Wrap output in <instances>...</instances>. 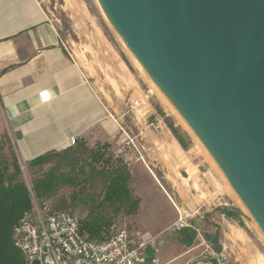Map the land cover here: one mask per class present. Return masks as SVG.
Listing matches in <instances>:
<instances>
[{
    "label": "crops",
    "instance_id": "crops-1",
    "mask_svg": "<svg viewBox=\"0 0 264 264\" xmlns=\"http://www.w3.org/2000/svg\"><path fill=\"white\" fill-rule=\"evenodd\" d=\"M47 1L0 0V139L7 141L5 153H14L27 168L53 150L108 145L106 155L109 149L125 158L132 188L137 175L146 174L174 211L164 219L167 211L151 201L142 214L138 207L130 216L141 222L143 239L152 241L148 253L158 264H264L259 228L236 222L219 207L222 195L233 198L217 167L194 139L184 147L173 134L163 113L172 115L176 126L179 120L153 92L98 1L61 0L79 35L73 43ZM73 137L76 146L69 144ZM127 137L137 147L125 154ZM172 198L185 209L200 208L194 243L173 228L179 212ZM209 235L218 238V258H206L214 245Z\"/></svg>",
    "mask_w": 264,
    "mask_h": 264
},
{
    "label": "water",
    "instance_id": "water-1",
    "mask_svg": "<svg viewBox=\"0 0 264 264\" xmlns=\"http://www.w3.org/2000/svg\"><path fill=\"white\" fill-rule=\"evenodd\" d=\"M97 1L264 236V0Z\"/></svg>",
    "mask_w": 264,
    "mask_h": 264
},
{
    "label": "trees",
    "instance_id": "trees-1",
    "mask_svg": "<svg viewBox=\"0 0 264 264\" xmlns=\"http://www.w3.org/2000/svg\"><path fill=\"white\" fill-rule=\"evenodd\" d=\"M173 132L186 147L178 131L173 129ZM6 144L7 141H0V264H26L22 251L15 245L14 233L24 213L33 208V199L41 203L48 202L63 188L71 186L77 189L81 184L90 182L97 174L102 173L97 164L106 158L108 145H99L92 150L85 144H80L75 148L53 150L37 156L26 168L35 174L30 187L22 179L19 159L14 153H5ZM85 151L90 152L91 158L81 157ZM118 161L126 165L107 175L102 192L97 195L94 193L92 197L80 194L77 198L86 208L85 215L79 218V222L81 232L88 239L96 240L109 236L115 223V215L137 213L140 201L134 198L130 170L123 156L119 157ZM46 165H49L48 169L45 168ZM222 209L228 217L241 222V209ZM206 237L214 239L213 247L219 251L218 238H212L210 235Z\"/></svg>",
    "mask_w": 264,
    "mask_h": 264
},
{
    "label": "built area",
    "instance_id": "built-area-1",
    "mask_svg": "<svg viewBox=\"0 0 264 264\" xmlns=\"http://www.w3.org/2000/svg\"><path fill=\"white\" fill-rule=\"evenodd\" d=\"M127 107L131 110L133 105L128 103ZM76 141L75 137L71 138L70 146H76ZM123 142L125 154L137 147L130 137ZM33 201V208L24 213L14 233L15 245L22 251L26 264H158L157 257L148 253L152 241L144 240L141 233L130 235L124 227L103 239L91 240L81 232L76 214L68 209L50 210L46 202ZM174 203L179 215L173 228L179 231L186 226L194 227V218L200 214V208L192 211ZM218 205L222 209L233 208L235 204L222 195ZM211 248L206 258H218L220 253L213 245Z\"/></svg>",
    "mask_w": 264,
    "mask_h": 264
},
{
    "label": "rangeland",
    "instance_id": "rangeland-1",
    "mask_svg": "<svg viewBox=\"0 0 264 264\" xmlns=\"http://www.w3.org/2000/svg\"><path fill=\"white\" fill-rule=\"evenodd\" d=\"M47 2L49 4L50 8H52L56 14L54 16V19H55V21H57L59 23L63 35H65V37L67 39L72 40V43L74 41H78L79 35L73 27L74 25H73V22L71 20L68 8L66 7L67 5L63 6L62 5L63 2L61 0H59V2L55 1V0H49ZM104 16H105V14H104ZM105 19H106L107 23L111 26V24L107 20L106 16H105ZM114 32L117 34V32L115 30H114ZM126 48H127V46H126ZM137 65H138V63H137ZM138 67L140 68L142 73L145 74V78L148 81V83L151 85L153 92H155L159 95V92H157V89L154 87V85L151 82V78L148 77L149 76L148 73L145 70H144L145 71L144 72L143 71L144 68L141 69V67L139 65H138ZM159 97H161V96L159 95ZM164 103L167 105L168 110L173 115L176 116V118L179 120V123H180L179 126H176L175 125L176 120H174L172 115H169V113H163V117H164V119H166L168 126H170V125L173 126V127L170 126L172 132H173V129L178 131V135L181 136L182 140H184L186 147L190 146V144L192 145V143H193L192 139H194L196 144L201 148L200 143H199V139H197V137L195 136V133L192 132L193 131L192 128H190L188 125H186V123L183 124V119L181 118V116H179L180 115L179 112H175L174 109H171L170 106L165 102V100H164ZM173 134L175 135L174 132H173ZM0 141L5 142V140L3 138L0 139ZM201 150L203 151L202 148H201ZM207 154L208 153H206V155ZM82 156H83V159L91 158L90 152H88V151L83 152L81 157ZM105 156H106V158H104L102 161H100L97 164L98 170L102 171V173L97 174L95 176V178L92 179L90 182L81 184L80 187L77 189H75L71 186H68V187L60 190L54 197H52V199L48 200V202L45 201L48 204L50 210L60 211V210L68 209L71 212H73L74 214H76L79 218L83 217L85 215L86 208L81 203H79V201L77 200V198L80 196V194H87L88 196L92 197L94 195V193L97 195L98 193L102 192L104 189V186H105L104 183L108 178L107 175L110 172L117 169L118 167H120L122 165H126L125 163L121 164V162L118 161L119 157L118 156L115 157V154L109 149L107 150V155H105ZM207 157L209 158V156H207ZM210 161H211V159H210ZM65 167L67 168L68 166H65ZM45 168L48 169L49 165H46ZM34 170H36V169H34ZM86 170H88V168H86ZM22 173H23L22 179H24V181L28 184V186L31 187L32 186V180L34 179L35 174L30 173L29 170H27L24 167L22 168ZM132 184H133L134 198H136V199L138 198L140 201V204H139L140 205L139 207H141L140 212L144 208L146 209L147 206L150 207L151 201H154L155 203L159 204L161 209L162 208L164 209V212L167 211L166 215L164 216V219L169 218L170 216L173 215L174 211L171 208V204L169 203V200L166 199V197L162 194L161 190L158 188L156 183H154L151 178L146 176V174H144V173L138 174L136 181L132 182ZM225 186H226L225 187L226 191L233 198V201L229 199L231 202H233L235 204L233 206V208H239L242 211V213L240 214V217H239L241 222L244 223V225L253 224L254 226L257 227L256 223L253 222L252 218H250L248 212L246 211V209L241 204L237 195H235V194L233 195L229 191L226 181H225ZM141 214H142V212H141ZM205 215L206 214H204V216ZM130 216H131V214H124V213H122V214L120 213L118 215H115V217H114L115 223H114L112 231H117L120 228L126 227L128 232L130 233V235H132V234L137 235V234L142 233L143 227L141 226L142 225L141 222L131 218ZM237 221L238 220H236V222ZM149 225H151V224L149 223Z\"/></svg>",
    "mask_w": 264,
    "mask_h": 264
},
{
    "label": "bare ground",
    "instance_id": "bare-ground-1",
    "mask_svg": "<svg viewBox=\"0 0 264 264\" xmlns=\"http://www.w3.org/2000/svg\"><path fill=\"white\" fill-rule=\"evenodd\" d=\"M84 48H86V47H84ZM87 49V48H86ZM82 52V51H81ZM79 57V56H78ZM135 58V57H134ZM135 60L137 61V63H138V65L141 67V69H143V67H142V65L139 63V61L135 58ZM89 68H92V67H89ZM143 71H144V69H143ZM145 72V71H144ZM149 77V76H148ZM151 82H152V84L154 85V87L157 89V92H159V95L161 96V98H163L164 100H165V102L170 106V108L171 109H174L175 110V112H178V111H176V109L174 108V106L172 105V103L170 102V100L168 99V98H166V96L164 95V93L159 89V87L151 80ZM155 89V90H156ZM173 110V111H174ZM180 114V113H179ZM179 116H181V115H179ZM181 118L183 119V117L181 116ZM184 123H186L185 122V120L183 119V124ZM186 125H187V123H186ZM189 126V125H188ZM190 127V126H189ZM193 132V131H192ZM194 133V132H193ZM196 136V135H195ZM196 139V138H195ZM198 141V140H197ZM199 143H200V146H201V148L203 149V151H204V153H207L206 151H205V149H204V147L202 146V144H201V142H200V140H199ZM207 156H209V158L211 159V157H210V155H209V153L207 154ZM211 163H213V166H215V164H214V162H213V160L211 159V161H210ZM216 167V166H215ZM217 170L219 171V169H218V167H217ZM220 172V171H219ZM221 175H222V173H220ZM222 178H223V180L224 181H226L225 179H224V177H223V175H222ZM227 182V181H226ZM227 186H228V189H229V191L234 195V193H233V191H232V189H231V187L229 186V184H228V182H227Z\"/></svg>",
    "mask_w": 264,
    "mask_h": 264
}]
</instances>
